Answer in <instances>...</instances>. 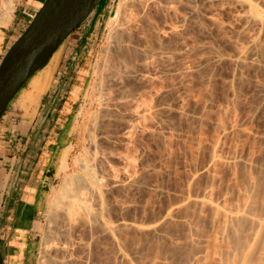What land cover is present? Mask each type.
Masks as SVG:
<instances>
[{
    "label": "rangeland",
    "instance_id": "1",
    "mask_svg": "<svg viewBox=\"0 0 264 264\" xmlns=\"http://www.w3.org/2000/svg\"><path fill=\"white\" fill-rule=\"evenodd\" d=\"M2 1L5 2V0H0V5H2ZM163 1L166 0H160V4L164 6V9L160 4L155 3V35L158 34L159 36L160 33L163 36H159L162 37V39L160 38L162 42L160 43L157 35L156 38L159 44H164L158 45L157 40L155 42V48L158 47L155 51V68L152 66V69L149 70L151 72L149 75H154V77L151 76L153 83H150L151 86L149 85L150 87L147 89L148 86L143 87L140 81L136 85L137 78H135L136 80L133 79L134 81L131 80L132 86L138 88L136 90L137 98L134 96L136 98L134 101L139 100V98L142 100L144 97L143 101L155 105L154 118L140 122L138 129L135 128L136 130L133 129L135 132H131L134 133L133 136L131 135L132 138L134 137L133 139L131 136L126 137L129 140L132 139L133 143L130 142L132 140L127 141L124 136L117 132L114 134L116 142L111 145L112 149H116V153L117 151L118 154L124 152V155H121L125 157L127 154L126 156H128L127 159L125 157L123 163L114 158L116 161L113 159L112 164L117 165V167L123 164L122 166L125 168L121 166V169L119 167L118 169L122 170L125 177L122 172H120L121 175L125 179L129 175L127 178L131 177L133 180L129 179L133 183L131 186L128 183L125 185L120 183V187L123 186L124 190L121 187V194L118 191L116 193L119 195L114 193V198L112 196L109 199L110 202L112 200L114 202L115 199L120 201L116 207H114V203L109 206L108 218L112 221L111 224L119 225L117 227L120 228V231L118 230L116 239L118 242L121 241L120 246L122 243L125 244V246L122 245V249L124 247L125 250L117 247L115 242L110 243L113 242L110 237L108 239L107 236L96 233L97 236L94 234L97 237L95 242L90 243L93 246L88 245L89 248L87 247L89 251H86L85 248L84 255L79 251L76 253H80V255L78 254L79 257H84L88 252V257L90 254V260L86 256L88 260L86 263L88 264H92V262L94 264H219L218 257H221L222 261V257L225 256L222 252L228 247L230 251L227 249V252L231 253L235 245L234 242H236L234 232H230L234 228H231V224L233 223L232 226L236 224L235 227L239 225L235 223L236 221L227 220L226 216L223 218L224 213L219 209L226 205L225 208H229V210H233V207L236 209V206L240 208L246 202L249 205L248 203L251 202L250 195L251 199L253 197L254 201L257 202L260 200L259 198H262L258 196L264 194V22L259 26V24H251L252 22L243 18L244 16L247 18L250 14L248 11L255 7L254 9L259 14L261 13L260 16L264 21V0H243L245 3L247 2V5L242 3L241 6L239 4L241 2L238 3V0L237 3L235 0H168L165 3ZM119 2L120 0L101 2L84 22L93 21L96 37L94 38L92 57L87 62L90 69L87 80L80 90L78 100L71 112L65 115L63 120H60V123L63 124L64 120L67 119L63 127L64 139L67 141L65 145L75 143L81 123L88 113L87 99L84 94L90 80L92 64L98 56L99 47L105 44L107 24L115 14ZM16 4L17 0H13L11 10L5 14L2 9L4 4L0 6V14L4 15H0V47L14 24ZM171 5L173 9L170 10ZM166 28H170L172 31H166ZM175 32L179 33L175 34ZM253 38H257L259 44H252ZM253 45L257 46L256 49L261 50L260 56L258 53L260 50H255ZM252 48L253 50H251ZM159 49L161 50L158 51ZM166 49L174 54L168 53ZM165 51L166 53H164ZM239 51L243 52V55L238 53L239 55L236 56ZM158 52L162 53L158 54ZM241 59L242 61H240ZM20 90L13 98H16ZM128 107V111L125 110L124 113L121 111L124 116L127 115L124 119L132 118L130 111L134 104ZM52 124L51 129L59 126ZM119 127L121 126H117L115 132L119 131ZM122 130H124L123 126L121 127ZM116 134L119 135H117L119 138ZM16 139L13 137L10 146L6 147L10 149V155L5 156V163L2 166L4 169L0 171V181L3 182L6 175L10 176L4 191L5 194L8 192L13 177L9 174L11 166V171L14 172L19 160H23L22 157L25 155L24 143L19 140L16 141ZM126 142L130 144H125ZM122 144H125L126 147ZM44 145L42 144V149ZM60 149L62 148L55 146L49 155L42 153L41 150L36 156L39 165L43 163L44 167H49L51 175L55 174V161ZM25 159L27 160L26 155ZM115 165L113 166L116 167ZM23 169L24 167L21 166L20 173ZM35 170L34 172H38L39 168ZM40 171L44 170L41 169ZM52 177L49 186L42 188V208L39 214L25 225L29 228L27 230L19 231L13 226L14 217H11V220H4L0 196V255L2 254V264L3 262L4 264H37L44 213L47 210L46 197L50 194L51 188L58 189L60 185L59 180ZM129 180L126 179L127 182ZM255 187L258 189L254 190ZM256 192L259 194L257 200H255L256 195L254 196L257 194ZM203 200H206L207 203ZM261 200L263 203L264 198ZM254 201L251 202V205L256 203ZM209 202L211 203L210 206ZM258 203L260 204L257 202L255 206L253 205L254 208L249 206L259 211L256 208H260L261 204L259 206ZM212 204L219 208L218 212L216 211L219 216L215 213L214 210L216 209ZM120 206L122 208H119ZM250 210H248L249 215H251L249 217H252L255 210L253 212ZM116 219L117 221H115ZM245 220L250 221L249 219ZM241 221L240 223L243 225H240L243 227V232H239L243 235L248 232V228L252 224ZM249 223L250 225H248ZM222 224L226 226L227 235L223 232L224 226ZM135 226H139L140 230L133 228ZM238 228L232 231L238 230ZM256 228H253L254 232L258 229ZM253 229H251L252 232ZM80 231L76 232V237L79 239L81 237L79 242L85 243L88 240V234ZM251 231L249 232L252 233ZM239 232L236 233L238 236L240 235ZM261 233L264 235V232ZM230 234L233 236H229V238L228 235ZM245 235L247 237L248 233ZM227 238L229 239L228 242L234 243L232 247L227 245ZM245 238L242 241L239 239V241L244 242ZM18 239L20 240L16 242L15 240ZM97 239L99 243L101 242L100 245L103 244L102 246L106 248L100 246ZM96 241L98 245L95 246ZM94 246L98 250H95ZM116 248L125 252L129 262L126 261V263L125 260L118 257ZM256 249L254 255L258 251L260 254L261 248L257 251ZM118 250L117 252H119ZM74 251L76 252V250ZM90 251L92 252L90 253ZM95 254L97 256H94ZM254 255L255 258L256 255ZM86 258H79L78 260L86 261ZM256 258L258 259V254ZM103 259L107 263L102 261ZM255 260L252 258L253 264H257L255 263L257 260ZM81 262L83 264V261Z\"/></svg>",
    "mask_w": 264,
    "mask_h": 264
},
{
    "label": "bare ground",
    "instance_id": "2",
    "mask_svg": "<svg viewBox=\"0 0 264 264\" xmlns=\"http://www.w3.org/2000/svg\"><path fill=\"white\" fill-rule=\"evenodd\" d=\"M156 1L155 0H120V2L118 3L117 9L115 11V14L108 21V24H107L108 29L106 32L107 34L105 35L106 36L105 44L101 45L99 47V50L97 53L98 56L96 59H94V62L92 64L90 80L87 84L85 94H84L85 98L87 99L86 101H87V105H88V107H87L88 113L85 116V119L81 123V126L79 128V132H78V137H77V140L75 141V143H70L69 145H66L65 147L60 149V151L58 152V154L56 156L55 174H54L53 179H58L60 185L58 186L59 187L58 189H52L51 188L50 194L46 197V200H47L46 201V209L47 210L44 213V225H43L42 230H41V238H40L41 243H40V248H39V257L36 259L37 264H76L78 262H80L82 264L81 261H83V264L84 263L88 264V263H86V262H88L87 258L89 259V257H90V254H89V257L87 256L88 252L86 255L87 258H86V256L79 257L80 253H78L79 255L76 253H77V251H79V252H81V254L84 255V252L89 251L88 248H89V246L92 245L90 243L95 242V238H97L96 233H99L101 235L103 234L102 236H105V237L107 236L108 239L110 237V239L113 240V242H110V243L115 242L116 246L118 245L117 247L122 249L123 243L120 246L119 244L121 241L118 242L116 239V236H117L116 234L118 233V230L120 231V228L118 229L119 225H117L118 226L117 227V226L111 224L112 221H110V219L108 218V214L110 212L109 206H111V204L114 203L115 204L114 207H116V206H118L117 203H119L120 201L118 202L117 201L118 199L117 200L115 199L114 202H113V200H112V202H110L111 200L109 201V199H110V197L113 196L114 193H116L118 191H119L118 193L121 194L120 188L122 187V189H123V186L120 187V185H119L120 183L121 184L123 183L124 185L126 183H128L131 186V184H133L132 183L133 180L130 177L132 180L130 182V180H129L130 178H127L129 175L126 176V179L129 180V182H127L126 179L124 178L125 176H124L122 170H120L121 169L120 167L123 164H121V165L118 164L119 165L118 167L120 169H118L117 165L112 164V160L114 158H116V160L117 159L121 160L123 163V161L125 160V157L127 159L128 156H126L127 154L125 155V157L122 156L121 154L124 155V152L118 154V151H117V153H116V151H115L116 149H112L111 145L114 142H116V140H114V139H116V137L114 138L115 133L118 132V134H120L121 136H124L125 139L128 141L129 139L126 137L131 136V135L133 136L134 133H131V132H133V131L135 132V130L138 129L137 127L139 126L140 122L145 121L149 118H152V119L154 118L153 115H154V111H155V108H154L155 105L153 106L152 103L150 104V103H146L147 101L146 102L143 101L144 97L142 98V95H141L142 100L139 98V100L137 99V101H134L137 98V96H136L137 91L136 90H138V88H137V86H135V87L132 86L133 84H132L131 80L137 78L138 80L135 79L137 82L136 85L138 84V81H140L142 83L143 87L146 88L148 86L147 89L151 86L150 83H153L151 80H153L152 77H154V75L153 76L151 75L152 76L151 77L149 75V72H150L149 70L152 68H155V66H154L155 65V51L158 48V47L155 48L156 47L155 42L157 40L156 35L159 38L160 43L162 42V40H160V38L162 39V37H163L160 33H159V36L161 35L162 37H159L158 34L155 35V7H156L155 3H157V5L160 4V0H159V2H158V0H156ZM167 1L168 0L163 1V2L165 3ZM236 1L237 0H235V2ZM239 1L241 3H239ZM242 1L243 0H238V3L240 4V6L242 3H244V5L245 4L247 5V2L245 3V1H243V2ZM3 2L4 1H2V5L4 4V6H2V5H0V6L4 7L2 9L4 10V14H5V12L7 13L9 10H11L13 0H5V2L4 3ZM166 5L167 4H165V6ZM163 7L164 6H162V8ZM166 7H165V9H166ZM170 7H171L170 10L173 9L172 5ZM254 8L252 10L250 9L249 10L250 12L248 11V13H250V14L248 15L247 18H245V16L243 18H244V20L252 22L251 24L256 23V24H259V26H261L260 24H262L264 22L262 17L260 16L261 13L259 14V12H257V10H255ZM168 10H165V11L168 12ZM167 12H165V13H167ZM0 15H3V14H0ZM0 19H1V16H0ZM94 24H96V23H94ZM164 25H166V24H164ZM164 27H166V26H164ZM156 28H158V27H156ZM170 28H168L169 30L166 28L167 29L166 31H172V29H170ZM172 28H174V27L172 26ZM173 32H170V33L173 34ZM176 33H179V32H175V34ZM175 34H174V36H175ZM163 35H165V34H163ZM180 35H181V33H180ZM256 39L253 38L252 44L256 45V43L259 42L258 39L256 42L255 41ZM164 40H166V38H164ZM249 41L251 42L250 39H249ZM157 42H158V40H157ZM162 44H164V43H162ZM162 44H159V42H158V45H162ZM166 44H168V43H166ZM252 44H249V45H252ZM255 45H253L254 49L257 51L260 50L258 48L256 49L255 47H257V46H255ZM260 45H261V43H260ZM247 46H245V47H247ZM248 48H251V47H248ZM171 49H172V47H171ZM241 49H242V47H241ZM243 49H244V47H243ZM160 50L161 49H159L158 51H160ZM164 50H165V48H164ZM166 50L168 51V49H166ZM244 50H246V49H244ZM244 50H241V51L244 52ZM251 50H253V48ZM263 51H264V49H263ZM171 52L168 51V53H171ZM243 52H240V51L237 52L236 56L239 55L238 53H242V55H243ZM259 52H261V50L258 51V53ZM160 53H162V52H158V54H160ZM164 53H166V51ZM259 56H260V53H259ZM240 58H242V57H240ZM259 59H260V57H259ZM240 61H242V59ZM244 62H246V61H244ZM184 67H186V66H184ZM144 84H145V86H144ZM31 85H32V89H35V90L41 89L40 83L36 82L35 80L32 81ZM138 87H139V85H138ZM143 87L141 89H143ZM144 90H146V89H144ZM140 92H141V90H140ZM27 98L31 101L30 98H34V97L28 95ZM131 104L132 105L134 104L133 109L130 111V116L133 119L132 118H130V119L125 118L124 119V117H126L127 115L124 116L121 113V111H123V113L125 110L128 111L129 109H127V107L131 106ZM119 125L121 127L123 126V129H124V130H122L123 132L121 131V127L118 128L119 131L115 132V130H117L116 129L117 126H119ZM234 126H235V124H234ZM133 129H135V130H133ZM234 129H235V127H234ZM139 130H141V129H139ZM120 131L122 132V134ZM129 133H131V134H129ZM118 134H116V136ZM121 136H120V139H121ZM132 136H131V138H132ZM122 139H123V137H122ZM132 139H130V140H132ZM117 140H119V139H117ZM130 142L133 143V140ZM128 143L129 142H126L125 144H128ZM37 146H39V145H37ZM124 147H126V146H124ZM113 148H115V147H113ZM121 150L123 151V149H121ZM25 153H27V152L25 151ZM213 155H214V153H213ZM23 157H22V159H23ZM116 160L114 159L113 161H116ZM117 162H119V161H117ZM126 162H127V160H126ZM128 163H126V164H128ZM113 165H115L117 167V169ZM228 165H229V163H228ZM232 165H233V163H232ZM122 167L125 168L124 166H122ZM20 169H21V167H20ZM20 169H18L17 172L13 175V177L11 179V181H13V182L11 184H9V185H12V184L14 185V179H16L15 188L19 187V180H20V177L22 175V172L20 173ZM120 172H122V175L124 177L121 175ZM22 176H24V174ZM9 177H10L9 175H6L4 178V181L3 182L0 181V191L3 189L5 182L8 181ZM137 183H135V184H137ZM7 185H8V182H7ZM256 188L257 187H255L254 190ZM262 192H263V189H262ZM118 193H116V194H118ZM259 193L261 194L260 191H259ZM255 195H256L255 200H257V196L259 194L257 193V194H254V196ZM258 197L264 198V194H263V196L261 194V196H258ZM113 198H114V196H113ZM249 198H250L251 202L254 201L253 197L251 199V195ZM262 198H259V199L261 200ZM201 199H203V198H201ZM119 200H122V199H119ZM208 200H209V198H208ZM260 200H257V202H260L261 206L258 203L260 208H256V209H259V211L257 210L258 213L255 216H253V214H255V212H257V211L253 208H254L255 204L257 203L256 201H254L256 203L253 202L254 206L251 205V202L248 203L253 208H250V206L247 205V202H246L245 204H243L244 205L243 207L241 206L242 208L240 207L241 209L236 206V209L239 208L237 210L235 209V207H233V210L232 209L229 210V208L226 209L225 207L227 205L224 207H221L219 205L221 208H223V209H221V208L219 209L218 207H216L217 205L214 206L212 204L214 206V208L216 209V210H214L213 207L211 206L212 209L215 211V213H216V211L218 212V209L220 211L222 210L221 212L224 213L223 218H225V216H226L228 218L227 220H229L230 222L236 221L235 223L239 224L237 227H235L236 224H235V226H232L233 225V223H232L231 228L234 227L233 229H236L240 226L238 228V230H235V231H232L233 229L229 228V229H231V231L229 230L230 232H234V234H235L234 238H235L236 242H234L235 243V245H234V243L232 244L231 241L228 242L229 239L227 238V242H228L227 245L228 244H229V246L231 245L230 247H232L234 245L233 251H231V253L227 252L228 250L230 251V249L228 247L225 248L226 251L222 250L223 251L222 253H223V255L225 254V256L222 257V261L220 259L221 257H218L217 261H219V264H253L254 261H251L252 258L254 260L256 259L258 261L257 262L255 260L256 261L255 263L264 264V235L261 233V232H264V201H263V203H261L262 200L261 201ZM203 201H205L207 203L206 200H203ZM203 201H201L202 204H203ZM201 202H200V205H201ZM210 202L213 203L211 200H210ZM248 202H249V200H248ZM211 203L209 204V206L211 205ZM258 205H256V207ZM119 208H122V207L120 206ZM123 208L125 209V207H123ZM110 209H111V207H110ZM117 209H118V207H117ZM120 210H122V209H120ZM213 210H212V212H213ZM248 210H250V212H253L255 210V212L252 214V217H249L251 215H249ZM215 213H214V215H215ZM216 214L218 215V213H216ZM220 214H222V213H220ZM168 215L170 216V213ZM109 217L111 218V216H109ZM115 218H117V217H115ZM244 219L250 220V221L245 220L246 222H251V224H252L251 226H253V227L251 228V226H249V228L253 229V228L257 227L259 230L257 228L256 229L258 230V232L261 231L260 232L261 234L259 233L257 235V233H258L257 230H256V232H254L255 230L253 229V232L256 233V234H254L251 231V229L248 228L247 237L245 235L247 233L242 235L240 232H243V230H242L243 227H241V225H240V224H242V223H240V220H242L243 223H246L244 221ZM115 221H117V219ZM118 221H120V220H118ZM237 221H239V222H237ZM225 222H226V219H225ZM225 222H224V224H225ZM120 223H122V222H120ZM120 223H116V224H120ZM0 224H1V221H0ZM224 224H222V226H224L223 232L226 234V231H225L226 226ZM248 225H250V223ZM132 226H134V225L132 224ZM136 226L133 228L138 230L139 226L138 227H136ZM228 226H230V225H228ZM240 228L242 231L239 230ZM123 230H124V228H123ZM123 230H121V231H123ZM78 231H80L81 233L86 232V235L88 234V240L85 243L83 241L79 242L81 237H80V239L76 237V232H78ZM249 231H251L252 233H250ZM238 232L240 233V235H239L240 237L236 234ZM94 234L96 236H94ZM233 235L230 234V235H228V237L229 236L231 237ZM241 235L242 236L245 235L246 238L242 237ZM123 238L124 237L122 236V239ZM223 238H222V240H223ZM243 238H245L246 240L244 239L245 240V241L243 240L244 242H240L239 239L242 241ZM119 239H120V237H119ZM124 241H125V239H124ZM98 243H99V240H98ZM98 243L96 241V244L94 243L95 246L98 245ZM100 243H99V245H100ZM115 244H114V246H115ZM102 245H100V246H102ZM95 246H94V248H95ZM123 246H125V244ZM76 247H77V249L79 247V250H77ZM102 247L106 248L105 246H102ZM258 247L261 249H260V254H259V251L257 253L258 254V259H257L256 258L257 254H255L256 255L255 256L254 251L256 248L259 250ZM80 248L82 249L81 251H80ZM121 249L118 250L119 252H117V250H116V253H118L117 254L118 257H120V259H122V260H125V262L126 261L129 262L125 252L122 251L124 249V247L122 250ZM257 249H256V251H257ZM74 250H76V252ZM95 250H98V248L97 249L95 248ZM95 250H93V251H95ZM82 251H83V253H82ZM91 252L92 251H90V253ZM107 252H108V250H107ZM261 252H262V254H261ZM94 253H96V251ZM99 253H100V251H99ZM96 254L94 256H97ZM106 254H108V253H106ZM83 255H81V256H83ZM219 255H220V252H219ZM253 255L255 256V258L253 257ZM100 256H99V258H100ZM221 256H222V254H221ZM78 257L81 259L86 258V261L78 260L79 259ZM118 257H117V259H118ZM96 259H97V257H96ZM102 261H104V259ZM104 262H106V261H104ZM96 263H98V262H96ZM0 264H2L1 259H0ZM3 264H4V262H3ZM92 264H94V263L92 262Z\"/></svg>",
    "mask_w": 264,
    "mask_h": 264
},
{
    "label": "crops",
    "instance_id": "3",
    "mask_svg": "<svg viewBox=\"0 0 264 264\" xmlns=\"http://www.w3.org/2000/svg\"><path fill=\"white\" fill-rule=\"evenodd\" d=\"M43 2L44 0H17L15 21L1 44L0 59L24 31ZM95 29L93 21L75 29V32L57 47L47 64L31 76L0 117V171L4 169L2 166L5 156L10 155V149L6 147L10 146L13 137L17 138L16 141L24 143L27 152L25 155L29 158L26 160L24 156L23 160H19L14 172L11 171V166V176L21 166L25 168L22 171L24 176L21 175L19 180V187L15 188L14 179V185H10L5 194L7 181L0 194L4 220L14 217L16 224L13 226L19 231L29 229L25 225L39 214L42 208V188L48 187L51 177L54 176L50 174L49 167H44L43 163L39 165L36 156L41 150L49 155L55 146H66L63 127L67 119L63 124L60 120L71 112L89 75L87 62L92 57ZM34 80L40 83V90L32 89L31 83ZM28 95L34 98H30V101ZM52 123L59 126L51 129ZM42 144L46 145L43 149ZM36 168H39L38 172H34ZM41 169L44 171L41 172Z\"/></svg>",
    "mask_w": 264,
    "mask_h": 264
},
{
    "label": "water",
    "instance_id": "4",
    "mask_svg": "<svg viewBox=\"0 0 264 264\" xmlns=\"http://www.w3.org/2000/svg\"><path fill=\"white\" fill-rule=\"evenodd\" d=\"M104 1L44 0L1 58L0 117L26 81L47 64L57 47Z\"/></svg>",
    "mask_w": 264,
    "mask_h": 264
},
{
    "label": "trees",
    "instance_id": "5",
    "mask_svg": "<svg viewBox=\"0 0 264 264\" xmlns=\"http://www.w3.org/2000/svg\"><path fill=\"white\" fill-rule=\"evenodd\" d=\"M27 81H28V80H27ZM27 81H26V82H27ZM23 86H24V85H23ZM23 86H22V87H23ZM22 87H21V88H22ZM21 88H20V89H21Z\"/></svg>",
    "mask_w": 264,
    "mask_h": 264
}]
</instances>
